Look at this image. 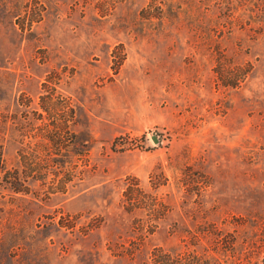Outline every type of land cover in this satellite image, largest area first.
Returning <instances> with one entry per match:
<instances>
[{
  "label": "rangeland",
  "instance_id": "rangeland-1",
  "mask_svg": "<svg viewBox=\"0 0 264 264\" xmlns=\"http://www.w3.org/2000/svg\"><path fill=\"white\" fill-rule=\"evenodd\" d=\"M0 264H264V0H0Z\"/></svg>",
  "mask_w": 264,
  "mask_h": 264
},
{
  "label": "water",
  "instance_id": "water-1",
  "mask_svg": "<svg viewBox=\"0 0 264 264\" xmlns=\"http://www.w3.org/2000/svg\"><path fill=\"white\" fill-rule=\"evenodd\" d=\"M153 139H154L155 142H158L159 141L156 136H154Z\"/></svg>",
  "mask_w": 264,
  "mask_h": 264
}]
</instances>
